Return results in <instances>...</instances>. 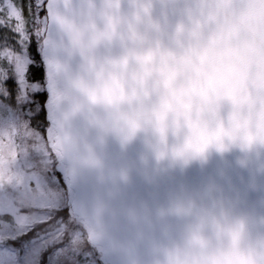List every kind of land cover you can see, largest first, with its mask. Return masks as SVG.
Returning a JSON list of instances; mask_svg holds the SVG:
<instances>
[{"label": "clouds", "instance_id": "clouds-1", "mask_svg": "<svg viewBox=\"0 0 264 264\" xmlns=\"http://www.w3.org/2000/svg\"><path fill=\"white\" fill-rule=\"evenodd\" d=\"M53 144L95 184L93 234H119L140 216L123 203L125 169L109 138H141L156 159L187 163L209 150L264 144V5L256 0H52L44 29ZM11 130H0V138ZM0 139V177L14 174ZM153 264H264V230L221 199L186 198Z\"/></svg>", "mask_w": 264, "mask_h": 264}, {"label": "water", "instance_id": "water-1", "mask_svg": "<svg viewBox=\"0 0 264 264\" xmlns=\"http://www.w3.org/2000/svg\"><path fill=\"white\" fill-rule=\"evenodd\" d=\"M256 2L264 5V0ZM50 115L55 129L53 109ZM58 152L73 192L70 207L89 229L88 240L100 247L106 264H153L158 243L167 228L177 223L174 216L161 217L159 210L186 198L221 199L248 216L254 229L264 230V144L211 149L201 158L181 163L156 159L141 138L123 147L109 138L102 148L104 159L110 167L127 172V181L122 183L123 203L132 215L141 217L139 236L136 224L115 236L111 232L93 234L96 189L92 174L77 168L70 155Z\"/></svg>", "mask_w": 264, "mask_h": 264}, {"label": "snow or ice", "instance_id": "snow-or-ice-1", "mask_svg": "<svg viewBox=\"0 0 264 264\" xmlns=\"http://www.w3.org/2000/svg\"><path fill=\"white\" fill-rule=\"evenodd\" d=\"M51 10L52 0H0V93L11 91L18 101L35 93L23 106L33 111L39 106L33 119L40 128L45 108L41 88H48L53 103L42 34ZM41 60L43 75L38 79ZM14 132L0 139L10 142L16 161ZM83 240L76 213L55 188L47 187L35 173L16 168L7 181L0 177V264H41L50 248L54 253L49 264H80Z\"/></svg>", "mask_w": 264, "mask_h": 264}, {"label": "rangeland", "instance_id": "rangeland-1", "mask_svg": "<svg viewBox=\"0 0 264 264\" xmlns=\"http://www.w3.org/2000/svg\"><path fill=\"white\" fill-rule=\"evenodd\" d=\"M41 63L44 67L43 60H41ZM6 86L10 87L11 85ZM40 91L45 92V110L50 115L53 109V103L49 101V90L47 87H43ZM34 94L30 93L29 99ZM23 103L24 101H18L15 95L9 101L4 97V94L0 93V130H15L14 141L18 149V158L14 162L13 167L25 173H35L47 187L55 188L65 203L69 202L70 204L73 192L68 187V180L65 175L60 180L55 172L64 174L65 166L61 162L60 153L52 147L54 128L51 123V115L49 116L51 125H42V128L37 127L35 123H28L25 117L23 118L18 114L19 107ZM27 119L29 120L28 115ZM65 196H67L68 202L65 201ZM61 214L63 215V213ZM79 224L84 232V238L87 239L89 229L80 220ZM53 253L54 249H48L41 257V264H49L50 257L53 256ZM79 259L80 264H106L100 247L94 245H91L89 249H82Z\"/></svg>", "mask_w": 264, "mask_h": 264}, {"label": "trees", "instance_id": "trees-1", "mask_svg": "<svg viewBox=\"0 0 264 264\" xmlns=\"http://www.w3.org/2000/svg\"><path fill=\"white\" fill-rule=\"evenodd\" d=\"M37 59H39V58L37 57ZM40 66H41V68H39V69L36 70V77H37L38 79L42 76V69H43L42 63H41ZM44 94H45V92H43V95H44ZM4 97H5L6 99H8L9 101L12 100L13 97H14L13 92L9 91L7 95L4 94ZM44 97H45V96H44ZM37 98L39 99L40 97H37ZM30 102H31V99H28V100L24 101V103L19 107V113H18V114H19L21 117H23V118L25 117V119L27 120L28 123H32V124L35 123V125L37 126V123H38V122L35 121V120L33 119V117L36 115L37 112H39V106L37 105L35 111H33L32 108L24 107V106H23L24 104H27V103H30ZM25 110H27V111H25ZM25 112H26V113H25ZM27 115H28V117H29V120L27 119ZM49 116H50V115L46 112V110H45V108H44L42 125H51V124H50V121H49V120H50V119H49ZM26 120H25V122H26ZM55 172H56L58 178H59L60 180H62V177H64V174H63V173H60V172H57V171H55ZM65 201H67V196H65ZM67 202H68V201H67ZM70 203H71V202H70ZM66 204L70 206L69 202L66 203ZM84 236H85V235H84ZM86 238H87V236H86ZM88 241H89L88 238H87V239L84 238L83 243H82V247H83L82 249H83V250H84V249H89V247H91V245L89 244Z\"/></svg>", "mask_w": 264, "mask_h": 264}, {"label": "flooded vegetation", "instance_id": "flooded-vegetation-1", "mask_svg": "<svg viewBox=\"0 0 264 264\" xmlns=\"http://www.w3.org/2000/svg\"><path fill=\"white\" fill-rule=\"evenodd\" d=\"M39 58V57H38Z\"/></svg>", "mask_w": 264, "mask_h": 264}]
</instances>
